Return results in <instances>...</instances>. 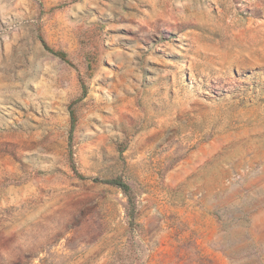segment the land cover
I'll list each match as a JSON object with an SVG mask.
<instances>
[{"label": "rangeland", "instance_id": "rangeland-1", "mask_svg": "<svg viewBox=\"0 0 264 264\" xmlns=\"http://www.w3.org/2000/svg\"><path fill=\"white\" fill-rule=\"evenodd\" d=\"M0 264H264V0H0Z\"/></svg>", "mask_w": 264, "mask_h": 264}, {"label": "trees", "instance_id": "trees-1", "mask_svg": "<svg viewBox=\"0 0 264 264\" xmlns=\"http://www.w3.org/2000/svg\"><path fill=\"white\" fill-rule=\"evenodd\" d=\"M41 43L44 46V48H47V46H46V44L44 43L43 40H41ZM55 55L58 56L59 58H61L62 60H64L65 57H66L65 53H63V52H56ZM71 122H72V125H73L74 117H73L72 113H71ZM106 183L119 188L122 191V193L128 198V204H127V207H126V213H127V215L129 217H131L132 216V211L130 210L131 200H130V197L128 195L129 186L125 182H123L121 179L108 180V181H106Z\"/></svg>", "mask_w": 264, "mask_h": 264}]
</instances>
